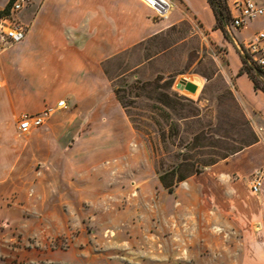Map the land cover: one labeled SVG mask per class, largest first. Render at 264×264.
Instances as JSON below:
<instances>
[{
    "label": "rangeland",
    "instance_id": "obj_1",
    "mask_svg": "<svg viewBox=\"0 0 264 264\" xmlns=\"http://www.w3.org/2000/svg\"><path fill=\"white\" fill-rule=\"evenodd\" d=\"M141 1L155 31L104 61L137 132L130 150L81 176L18 152L1 160L0 264H261L255 248L246 260L227 203L213 202L211 184L202 195L194 176L256 138L227 53L240 52L231 33L246 42L262 25L230 33L222 19L213 34L173 0L168 13Z\"/></svg>",
    "mask_w": 264,
    "mask_h": 264
},
{
    "label": "crops",
    "instance_id": "obj_2",
    "mask_svg": "<svg viewBox=\"0 0 264 264\" xmlns=\"http://www.w3.org/2000/svg\"><path fill=\"white\" fill-rule=\"evenodd\" d=\"M9 1L0 0V11ZM34 1L17 13L28 25L26 37L0 49V161L12 165L18 152L37 156L48 166L65 165L71 175L81 176L125 155L137 136L104 61L155 31L153 10L141 0ZM173 1L174 12H189L206 30L220 31L208 0ZM35 5V12L30 11ZM253 20L264 28V15ZM227 54L239 94L253 109L256 138L194 178L202 195L209 194L211 184L213 202L221 208L227 203L234 226L243 231L246 260L255 248L264 264V92L247 72L240 73L242 53ZM61 100L66 107L57 106ZM48 107L55 111L45 123L21 137L20 117ZM257 170L263 179L260 190L253 192L250 184Z\"/></svg>",
    "mask_w": 264,
    "mask_h": 264
},
{
    "label": "built area",
    "instance_id": "obj_3",
    "mask_svg": "<svg viewBox=\"0 0 264 264\" xmlns=\"http://www.w3.org/2000/svg\"><path fill=\"white\" fill-rule=\"evenodd\" d=\"M154 3V1H151ZM227 11L230 13V20L226 24L227 30L231 33L233 27L240 28L248 19H255L264 15V4L256 0H224ZM159 12L168 11L171 7L170 0H157ZM29 0H15L11 7L4 14L0 15V49L23 40L28 32V25H25L17 18V13L21 11ZM232 35V39L235 38ZM237 44L239 51L247 55L248 63L253 67L252 72L260 79L264 80V28L257 31L246 42ZM244 57V56H243ZM58 107H66V102L61 100ZM55 111L54 107L35 114H23L19 120V129L22 133L29 132L33 127H39L45 123L46 118ZM263 175L261 170L253 173L251 189L258 192L261 187Z\"/></svg>",
    "mask_w": 264,
    "mask_h": 264
},
{
    "label": "trees",
    "instance_id": "obj_4",
    "mask_svg": "<svg viewBox=\"0 0 264 264\" xmlns=\"http://www.w3.org/2000/svg\"><path fill=\"white\" fill-rule=\"evenodd\" d=\"M223 1L224 0H208L215 14L217 28H221V26H219V23L222 19H225L228 23L231 18L230 13L227 11L226 4ZM7 10L8 9H4L3 11H0V15L7 12ZM243 63H244V67L243 70L240 71V73L247 72L249 76L252 78L255 88L258 90H262L264 92V84L263 85L260 84L259 82L260 78L255 73L252 72L253 67L249 65L248 59L246 57H243ZM183 179H184L183 177H180L179 181ZM170 186H171V182H167V187Z\"/></svg>",
    "mask_w": 264,
    "mask_h": 264
},
{
    "label": "water",
    "instance_id": "obj_5",
    "mask_svg": "<svg viewBox=\"0 0 264 264\" xmlns=\"http://www.w3.org/2000/svg\"><path fill=\"white\" fill-rule=\"evenodd\" d=\"M242 55H243L244 57L247 58V55H245V54H243V53H242ZM187 88H188L189 90L193 91V90L195 89V84H193V83H191V82H188V83H187Z\"/></svg>",
    "mask_w": 264,
    "mask_h": 264
},
{
    "label": "bare ground",
    "instance_id": "obj_6",
    "mask_svg": "<svg viewBox=\"0 0 264 264\" xmlns=\"http://www.w3.org/2000/svg\"><path fill=\"white\" fill-rule=\"evenodd\" d=\"M149 1H150V2H151V1H154L153 4L155 5V7L158 6L157 0H149ZM151 3H152V2H151ZM149 5H151V4L149 3ZM151 6H153V5H151ZM168 12H169V10L167 11V13H168Z\"/></svg>",
    "mask_w": 264,
    "mask_h": 264
}]
</instances>
